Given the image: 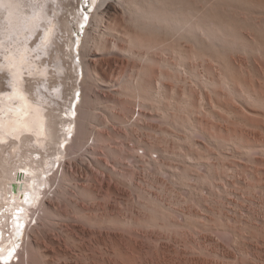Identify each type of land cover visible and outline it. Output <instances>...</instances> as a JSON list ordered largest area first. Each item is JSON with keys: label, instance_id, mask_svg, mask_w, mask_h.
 <instances>
[{"label": "bare ground", "instance_id": "6f19581e", "mask_svg": "<svg viewBox=\"0 0 264 264\" xmlns=\"http://www.w3.org/2000/svg\"><path fill=\"white\" fill-rule=\"evenodd\" d=\"M65 1H68L69 5L72 6L70 11L75 15L77 26L74 32L77 35L80 30L85 27V20L89 19L83 10V5L89 0ZM93 3L95 5V12L92 18L89 19V23H91L93 27L90 30H86V38L81 50L76 55L72 51L71 54L67 55L68 58L65 56L62 60L60 59L61 61L59 60L60 63L57 64V68L55 67L56 64L52 66L56 68L54 70L55 72H50V74L53 73L52 76L55 78L54 74H58V72L61 71L64 76L63 79L68 81V83L69 81L71 83L73 79L75 80L71 99L67 97L68 88L65 87L64 83H61L62 81L59 80L60 84L53 82L52 85L50 83L52 80H49V83L47 80L44 81L47 82L45 83L46 92L56 95L54 97H60L62 93L65 91L67 92L65 96L63 95V100L60 101V103L54 101L55 103L48 102L44 104L45 101L43 100H45V98L42 97L43 95L40 96L44 93L42 91H45L41 90L44 89L39 83L42 81L39 80V82H36L39 84H36L32 82V80L30 81L29 78H31V76L29 78L25 77L28 74L26 71H22L24 69L21 65L24 64L29 68L28 71L33 73L36 72L34 70H37L34 68L38 67L37 65L35 66V59H27L28 54H26V52H32V46L28 43L29 41L27 43L30 46L27 45L26 40H22L23 38L21 39L22 41L19 39L17 43L12 42L11 49L9 48L8 50V48H6L8 53L3 52L6 57V60L3 59V62L5 60L6 62L4 63H6L12 71L6 68L7 66L4 64H1V69L5 68L6 71L9 69L12 72L10 73L12 74V79L11 82L8 81L9 87L6 86V88L3 87L4 83L0 82V92L3 93L0 95V264H6L9 263V261H11V264H15L14 256H17V262L31 264V258H33L32 254L35 251L39 256H45L42 251V244L48 238V229H51L48 228V226L50 225L51 227V225L54 226L58 224L61 219H69L72 216L75 218L72 214V216H70V212L69 214H65L56 209L59 202H62L65 198H69L68 195L71 194L73 188L79 193V196L77 195L78 198L83 195V198L87 201L86 208L91 206L90 209L95 213H90V215H88L82 214L77 210L76 213H79L80 217H78V215L75 216L84 219L89 222V224L95 225L98 223L99 225H103L101 227L105 228L103 229L105 231L102 233L97 230L88 231V235L85 233L87 239L84 241L86 242H75L83 258L86 260V264H114L119 258L127 260L130 256L126 251L128 245L132 243V246L134 242L135 244L136 242L141 243L142 236H144L142 235L141 228L145 230L144 227L146 226H153V224L157 226L161 225L157 220L160 215L156 214L154 216L150 215L151 217H144L140 214L142 210L139 214L130 213L131 216H127L128 209L130 210L129 212H131V207L129 206V202H127V197L130 195H126L125 188H129V191L135 194L136 202L134 204L137 203L139 206L141 204L142 208L143 206L144 208H149L151 204L148 206V204L143 201H146V198H148L152 203L157 202V195L160 193L159 191H161V186L163 184L162 178H160L162 172L165 171L166 173L167 171L168 173L170 170H173L170 174L166 175L169 181L171 179L173 180H171L172 183H177L178 181L176 180L179 178H177L176 174V171L180 170L177 168L179 166L171 162L173 159H171V156L173 157V155H176V152L174 149L168 147L170 144L167 145L168 143H164V145L161 143L162 139L159 135L166 134L164 138L167 136L171 137V139H169L171 141L175 140L172 138L180 135H178V133L176 134V131L168 130V128H160L159 122L162 123V121H165L173 128L179 127L178 124L183 128V125H187L188 122V127L191 130L184 126L183 132H186L184 131L186 128L190 134L192 133L191 131H193L235 152H238L241 147H247L251 150L252 145L250 142L244 140L235 133H225L223 128H220L222 125L220 127L218 126L220 124H217L220 129L219 131L211 134V131L214 129L212 127L213 129L211 128L212 130H209L210 132L208 133V130L206 131V129L201 126V124H207V122L202 121L201 124H198V119H196L193 114L199 113L200 111L196 112V105L193 104L194 107L190 104H192L196 96L192 88H194L193 85L197 81L208 88H212L214 95L218 97L220 103L216 104L218 108H220L219 105L222 104V100H224L223 103H230V101L227 100V98H230L227 97L230 93L232 96H235L236 100H241L240 98L246 95L245 97L249 99L254 97V99L252 98L253 100L256 98L264 101V98L256 91L254 83L248 84L243 81L241 75L243 76L245 74V68L240 69L242 67H239L238 70L239 63L237 62V57H233V55L240 52L249 54L264 52V0H93ZM52 4L53 0H0V35L6 36L5 34L7 33L9 36L11 33L10 31L13 30L17 34L15 36L25 33L26 36L29 35L31 37L41 28L44 29L49 36V30L53 33L56 25V17L52 16L51 19L49 15ZM31 11L34 12V15L31 14ZM252 14H255L254 16H256V14L260 16L256 23H252L254 20L253 18H255ZM245 15L253 16L252 21L246 19ZM261 15H263V17ZM4 18L6 20L5 22L2 20ZM48 19L53 21L49 24ZM248 30L251 33H248ZM39 35H41V32ZM250 35L254 37L251 38L249 37ZM109 36L113 38L109 39ZM26 38H28V36ZM3 39L4 38H2V41ZM6 39L13 38L8 37ZM77 39L76 37L75 41ZM37 40L38 39H36V41ZM76 43H78V41ZM17 48H23L25 52L23 53L19 49V54H17L18 52L16 53L14 51ZM15 53L17 55H15ZM54 58H56V56ZM191 60H196L197 62L201 61L200 63L202 64L203 71L198 72L197 69H195L197 64L193 66L194 64ZM211 62H214L213 64L216 63L215 65L221 69L219 73L214 74L210 70ZM151 63L158 67L155 65V67L152 66ZM32 65L34 67H32ZM51 65H54V61ZM148 65L151 66L149 67ZM3 66L5 67L3 68ZM128 68H133V72L128 70V73L131 72L129 75L127 72H125L126 75H116L118 73L117 70H119L121 74L122 71H127ZM80 69L82 71H80ZM243 70L245 72H243ZM41 71L42 70H38V73ZM42 72L41 74L44 75L45 72L47 73L49 71L44 70ZM240 72L244 74L242 73L240 75ZM59 77H56L57 82ZM243 77L245 78L246 76ZM70 78L72 79L69 80ZM79 78L82 79L78 82ZM84 78L88 79V83L85 82ZM33 79L36 80L35 77ZM170 81H176V83L178 81L179 84L182 83L186 88L191 90L187 98L185 97L188 92V89L185 90L186 88L183 93V95L186 93L185 96L182 95L184 90L181 93L176 91L180 95L176 92L174 95V91L170 92V89L168 92V87L171 86L169 83ZM251 82H253L252 79ZM60 86L62 87L60 88ZM182 86L179 85L177 88ZM98 87L104 89L114 88V90L111 89L114 95H103V100L107 103L111 102V104L116 106L118 109L116 114L109 112L110 110L108 111L105 108L98 113H96L95 110L94 112L92 111L91 106L98 101V95H101ZM174 87L172 86V88ZM239 87H243V89L241 88V90ZM69 89L71 90V86ZM76 90H80L81 92L80 104L76 103V99L79 100L80 98ZM225 90L229 91V93L227 94ZM46 92L45 95H48ZM70 93L68 96H70ZM181 95L183 98L185 97L187 99L186 101L184 98L185 102L192 99L193 101L190 104H185L183 103L184 100ZM201 97L203 100H206L208 99V94L201 92ZM244 98H242V100H244ZM41 99L43 100L41 101ZM236 100L233 101L236 102ZM181 102L186 105L185 108L188 107L187 109H189L191 107V110L187 112L188 116L183 114L185 111L180 113L182 108L181 105H183ZM132 103L135 105V108L138 107L137 116H135L137 110L135 109L132 111ZM260 103L259 101V105ZM104 105L106 106V104ZM236 106H234V108ZM231 107L233 106L230 105L229 109H232ZM225 109L228 110L227 108ZM183 110L184 109H182V111ZM229 112H231V110ZM205 113L207 114V112ZM218 113L219 112H216L214 115ZM234 113L232 114L234 115ZM181 115H183L182 117H188L189 120L187 119L188 121L185 122L182 120ZM207 116L205 115V117ZM228 116L230 115H227V117ZM88 120L91 122L89 123ZM111 122L117 124L119 129L110 127ZM91 123L92 125L90 128ZM213 125H215V123ZM100 127L110 128L109 132H104V129L100 131ZM182 128H179V130H182ZM145 129L150 130L152 134L148 133L150 131L145 133V131H143ZM90 133L91 136L87 137ZM147 136L151 140H149ZM190 137L191 136H189V138ZM90 140H92V143L87 145ZM113 140H116L113 143L115 146L117 143L118 146H121L122 149L120 146L119 148L122 152H126L125 156H121L122 153L119 154L117 152L111 143ZM166 140L165 142H167ZM97 141L98 145L96 143ZM189 141L193 142V140ZM118 146H116V148ZM194 146L196 145H193V147ZM99 147L101 152L98 153L97 150ZM172 147L174 148V146ZM195 150L182 152V155L179 153L180 158L183 156V159L186 158L189 161H193L196 165L198 163L200 166H209L205 161H202V154L198 156L197 151V154L194 152ZM199 150L200 149H198V151ZM100 153L102 155L103 153L108 154V156L111 154L113 159H115L114 165L112 166L105 163L103 161L104 159L102 160L100 158ZM115 154L120 155V158H125L123 160L127 162L119 160L128 163L123 164L126 165V167L127 165L132 167L135 166L136 168L134 167V169L136 170L134 171L137 174L138 172L140 174H147V176L150 174V179H152V181L146 177L150 183L147 184V182L141 178L142 181L139 178L140 175L138 177L140 180H138L142 181L141 183L144 184L146 182L145 185L154 189V192L155 190L158 191V194L154 195L156 193L144 188V185L141 186L137 183L136 178L134 180V175L136 174H134L135 172L133 170H131L134 172V175L132 174L133 179H131V176L130 181L127 179V176H125V174L131 172L129 169L127 173L123 172L125 170L119 171L120 169L118 172L117 169L122 162L120 163V161L117 160L118 158ZM166 154L171 155V160L169 159L171 163L169 161L166 163L164 157L162 160V156H168ZM213 155L214 154H212V156ZM206 158L207 157H205V160ZM2 161L4 164H1ZM126 167L124 166V168ZM205 168L207 169L208 167ZM165 169H169V171ZM49 172H53L54 174L52 175ZM179 172H181V170ZM191 173L192 171L189 172L188 170L185 174L181 172V175H186L190 178L193 177L195 180H201L205 176L202 177L201 174ZM118 175L120 177H118ZM124 176L126 178H124ZM137 176L138 175H136V177ZM178 176H180V174ZM205 180L208 179H204V182L207 183ZM204 185L206 184L204 183ZM47 186H49V189ZM187 186L186 184V187ZM129 191L126 192L129 194ZM198 192L200 193L199 190ZM125 195L127 196L126 198ZM199 197L202 196L199 194ZM199 197L197 198L199 199ZM71 203L72 202H70V204ZM158 203L161 204L160 200ZM102 207L104 208V213L98 214L101 212L100 209H102ZM140 209H138V211ZM95 210L100 211H97L98 213L96 214ZM183 212H186V210ZM33 220L35 221L34 223H32ZM75 220L77 221V219ZM25 223H27L26 237L20 242L21 228ZM130 225H134L136 229L138 228V231L134 230L135 237L133 238V233L130 234L131 236L128 234L130 230L127 228H129ZM178 225L181 224L178 223ZM68 226L71 227V225ZM75 228L74 226L73 229ZM68 233L69 236L70 232L68 231ZM69 237H71V235ZM72 238L74 237H71V239ZM51 239L48 238L50 241ZM67 240H69V238ZM59 243H56L57 246H59ZM135 244L134 246L136 248ZM125 247H127V249H125ZM54 249L56 248L54 247ZM139 250L138 248V252ZM163 257L165 256L163 255ZM65 260L67 259L65 258ZM68 260L71 261V259Z\"/></svg>", "mask_w": 264, "mask_h": 264}, {"label": "rangeland", "instance_id": "374dc122", "mask_svg": "<svg viewBox=\"0 0 264 264\" xmlns=\"http://www.w3.org/2000/svg\"><path fill=\"white\" fill-rule=\"evenodd\" d=\"M71 8H72V6L69 5L68 1L53 0V4L51 5L49 15H50L51 19H52V16L56 17V25H55V31H53V33H51V31L49 30V36H48L47 32H45L44 29H41V28H40L41 30L39 29L35 33V35H33V36L30 37L29 35H27L29 39L26 38L27 36L25 35V33H23V35L18 34V36H15L17 34L13 30L12 31L8 30L11 32L9 36L7 33L5 34L6 36L0 35L1 36L0 37L1 38L0 39V41H1L0 42V46H1L0 47V59H1L0 82L4 83L3 84L4 88H6V86L9 87L8 81L11 82V79H12V77H11L12 74H10V73H12L11 72L12 70L7 66L6 63H4V62H6L5 61L6 57L4 54L6 52L8 53L6 48H8V50H9V48L11 49L12 44L17 43L20 39V41L26 40V43L29 41L28 43L32 46V49H31L32 52L29 53L27 51L26 54H28L27 55V59L29 58L28 60L35 59V66L36 65L38 66L37 68H34V69H37V70H34V71H36V72H34L36 74L28 71L29 68H27L25 66V64L21 65V66H23V69H24L22 71H26V73H28L25 77L29 78L31 76V78H29L30 81L32 80V82H35V83L39 82V80L42 81V82H39L40 86L42 88H44L41 90H45V91H42L44 93H42L40 96L43 95L42 97H44L45 100H43L44 99L43 98V99H41V101L42 100L45 101L44 104H46L48 102L53 103L54 101H56L57 103H60V101L63 100L62 99L63 95L65 96V93L67 91H68V95L70 92H71L70 96L72 95V89L74 87V81L75 80L74 79L71 80L72 78H70L69 80H71L72 82L70 83V81H69V83H70L69 84L68 81L63 79L64 76H63L61 71H59L58 74L56 73L57 76H56V74H54L55 78H53V76H52L53 73L50 74V72H55L54 70L57 68V64L60 63V61L63 59V57L64 58H65V56L67 57V55L71 54L72 51L76 55L81 50L83 42L86 38V30H90L93 27V26H91V23H89V19L92 18L93 14L95 12V5L93 3V0H89L88 2H86L83 5V10L85 11V14L87 15V17H89V19L85 20V23H84L85 27L83 29H81L79 34H77V35L74 32L75 28L77 26V22L75 21V15H73L70 11ZM31 14L34 15V12L31 11ZM252 15L254 16L255 14H252ZM245 16L244 17L246 19H248V20L250 19V21H252L253 16H248V15H245ZM261 16L263 17V15H261ZM254 17L255 18L257 17V18L256 19L253 18L254 20L252 21V23H256L257 19H259L260 16H258L256 14V16H254ZM2 20H3V22L6 21L5 18ZM48 20H49V24L53 21L50 19H48ZM39 31L41 32V35H39L40 34ZM248 33H251V32H249V30H248ZM8 37H11L13 39L15 37V39L14 40L13 39H6ZM71 37H72V39H71ZM76 37L78 39L75 41ZM249 37L253 38L254 36L250 35ZM2 38H4L3 41H2ZM112 38H113L112 36H109V39H112ZM36 39H38V40L36 41ZM14 41H16V42H14ZM77 41H78V43H76ZM8 42H10V43H8ZM28 43H27V45H28ZM8 44H9V46H8ZM4 45L7 47H5ZM30 45H28V46H30ZM3 46L5 47V49ZM19 49L21 52H23V53L25 52L23 48H17L15 50L14 49L13 50L16 53L18 52L17 54H19ZM21 49H23V50H21ZM3 52H5V53H3ZM16 53H15V55H17ZM240 53L233 55V57L234 58L237 57V62L239 63L238 70H239V67H242L240 69L245 68L246 72L243 70V72H245V74L242 72L244 74L243 76H246L245 78L241 75L242 73L240 72V75H241L243 81L245 83H248V84L254 83V87H256V91L259 92L258 94L264 98V52L263 53L262 52H254V53H251L252 55L249 53H244V52H242L240 55ZM245 54H247V55H245ZM253 54H255V55H253ZM55 56H56V58H54ZM53 58H54V60H53ZM3 59H5L4 62H3ZM238 59H240V60H238ZM53 61H54V65H51L53 63ZM57 61H58V63H57ZM194 61L191 60V62L194 65L191 62L190 63L193 66H195L197 64L195 66V69H197L198 72H202L203 68H202V64L200 63L201 61H199V62H197L196 60H194ZM49 63H51V64H49ZM213 63L214 62L210 63L211 64L210 70L214 74H217L220 72L221 69L218 68L217 65H215L216 63L215 64H213ZM1 64L2 65L4 64L5 66H7L6 68H9L11 71L9 69H7V71H6L4 68L5 66H3L4 69H1L2 68ZM55 64H56V66H55ZM154 65L155 64H152V66H154ZM24 66L27 70L24 68ZM39 66H40V69H39ZM52 66H55L56 68L52 67ZM155 66L158 67L157 65H155ZM32 67H34V66L32 65ZM46 67L48 68V70ZM196 67H198V68H196ZM38 70H42V71L46 70L49 72H47V73L45 72L44 75H42L43 72L41 71L42 74H41V72L38 73ZM128 70L129 71L131 70V72H133L132 71L133 68L132 69L128 68L127 71L126 70L124 72L122 71L121 74H120V71L117 70L118 73L116 75H118V74L124 75L125 72H127V74L129 75V73H131V72L128 73ZM80 71H82V70L80 69ZM26 73H24V74H26ZM5 75L9 76L10 78L6 77ZM34 77L36 78L37 81L35 79H33ZM56 77L60 78V79L58 78V82L56 81V79H57ZM81 79L82 78H79L78 82L81 81ZM84 79H85V82L88 83V79H86V78H84ZM251 79L253 82H251ZM33 80H35V81H33ZM49 80L50 81L52 80V82H50ZM59 80L62 81L61 83L65 84V87H67L68 90L65 91L64 93H62L60 95V97H58V96L54 97L56 95L49 93V92H46V89H45L46 84L45 83L50 82L52 84L53 82H56V83L60 84ZM44 81H47V82H44ZM39 83H36V84H39ZM169 83L171 86L169 85L170 87H168L167 91L169 92V89H170V92L174 91L173 92L174 95L177 92L181 93L186 88L185 85H183L181 82H180L181 84H179L178 81H177V83H176V81H170ZM178 84L181 86L183 85V86L180 88L179 87L177 88V86H179ZM67 85H69V86H67ZM195 85H197V86H195ZM70 86H71V90L69 89ZM172 86L173 87L175 86V87L172 88ZM193 86H194V88H192V90L196 93L194 101H193V99L188 100V102H189L188 103V102H185V100H184V98L185 97L187 98V96L189 95L188 94V93H190L189 91H191L188 88L185 89V90L188 89L187 95H186V93H185L186 96L183 95V93L185 92V90H184L182 92V95L185 97L183 98L182 95H181V97L183 98L184 101L183 100L182 101L185 104H190L193 101L192 104H190V105H192V106L196 105V107L194 106L195 109H197L196 112L200 111L199 113L197 112V113L193 114V116L196 119H198V124L199 123L201 124L202 121H206L207 124H205L203 122L204 124H201V126L204 129H206V131L208 130L207 131L208 133L214 128L215 130L213 129V131H211L212 132L211 134H214V132L219 131L220 130L219 127L222 125L220 128H223L225 133H231V134L235 133V134L241 136L244 140L250 142V144L252 145L251 150H250V148H247V147H243V148L241 147L240 148L241 150L239 149L238 152H235L234 150H232L228 147H223L218 142L216 143V141L215 142L211 141L207 137L205 138L204 136H202L200 134H196L193 131H191L192 132L191 133L192 135H191L190 132L188 133V131L186 130V128L188 127V124H189L187 121L189 119H188V117L184 116L186 118L185 119L184 117H182L183 115H181L182 120L187 122V125L185 123H184L185 125H183V128H184V126H186V128L184 129V131H186V132H183V128L180 127V124H178L179 127L173 128L172 126L167 124L165 121H162L163 124L161 122H159L161 124V126H163V127H161L159 124L160 128H162V129L168 128V130H171L174 132L176 131L175 133L176 134L178 133V135H180V136H177L175 138H172V139H175L174 140L175 142L173 140L172 141L169 140V139H171V137H168V136H167L168 139H167V137H165L167 139L166 140L164 138V136L166 134L165 135H161V134L159 135V137L162 139L161 143H163V144L168 143L167 145L170 144V146H168V147L171 149H174L176 152V155H173V157L171 155H168V154H166L168 156H165V155L162 156V160L164 157V160L166 161V163H168L167 161L170 162V160L173 158L172 159L173 161L171 160L172 164L174 162V164L179 166L177 168H179L181 170V172L184 174L187 173L189 170V172L192 171L191 174L198 173V174H201L202 177L205 175L203 178L201 177L202 181L200 179L199 180L196 179L197 183H198L197 184L195 178H193L192 175H191L192 178L187 177L186 175L182 176L181 172H179L180 171L179 170V171H176L177 172L176 173L177 178L178 177L179 178H178V180H176L178 182L177 183L175 182L176 183L175 184L174 182L172 183V181H173L172 179H171L172 181L170 180L171 181L170 182L169 179H167V177H166V175L170 174V172H172L173 170L169 171V169H165V170H168L169 172L167 173V171H166V173H165V171H163L164 173L162 172V174L160 175V178H162L161 180L163 181L162 182L163 184L161 183L162 188H161V191H159L160 192L159 194L157 193L158 191L155 190V192H154V189H151L149 186L145 185L146 182H147V184L150 183L149 180L152 181V179H150L151 178L150 174H148V176H147V174L146 175L140 174L138 171H137L138 172V174H137L134 171V170H136V169H134L135 166L132 167L130 165H127V167H130V168H127L126 165H123V164H128V163H124L126 160L124 161L123 159H125V158L124 157L120 158V155L115 154V155H117L118 161H120V160L124 161V162L120 161V163L122 162V164L119 165L117 171L120 169L119 171L125 170L123 172L127 173L129 170L130 171L133 170L135 173L132 171H131L132 173L131 172L129 174L127 173L129 175V178H128V175L125 174V176H127V179L129 181L131 179H133L132 174L134 173V174L138 175L136 177V175L133 174L134 180L136 178L137 183H139L141 186L144 185L143 186L144 188L151 190L154 193H156V194H154L152 192L154 195L158 194L157 195L158 199H157L156 203H152V201H149L148 198H146L147 199L146 201H143V202H146L148 204V206L151 204V206H149V208L145 207L146 208L145 209L144 206H143V208L141 207V204H140V206L137 203L134 204L136 202L135 194L132 191H129V188L128 189L125 188L126 189L125 190L126 195L127 196L130 195L129 197H127L125 195V198L126 197L128 198L127 202H129V206L131 207V212H129L130 210L128 209L127 216H131L132 213L139 214V212H141V210L143 213L141 212L140 214H142L141 216H144V217H149L150 215L154 216L157 214L160 216H158V218L157 217L156 218L160 222V225L161 226L163 225V226L161 227V226H157V225L153 224L154 227L152 225H151L152 227L146 226V227H144L145 230H143V228H141L142 229L141 230L142 235H144L146 238L144 236H142L141 243L136 242V244H135V242H134V244L136 245V248H135L134 244L131 246L132 243L128 245V249H127V247H125V249H127L126 251H127L128 255H130L131 257L129 256V258H127V260L124 259L125 261L123 259L119 258L116 260V262L114 264H126L127 262H128L127 264H264V146H263V144H264V101L256 99V98H255V100H256L255 101V100H253L254 97H252L253 99L250 98V99H252V100H250L248 97H245L246 95L242 97V98L245 97L244 100H242V98H240V97L239 98L241 100H239V99L236 100L235 96H232L231 93L228 94L229 91L225 90L227 92V94L229 95L227 97H230V98H227V100H229L230 103H226V102L223 103L224 100H222V104H223V109H222V104L219 105L220 108H218L217 107L218 105H216V104H220V103H219L218 97H216L214 95L212 88L206 87L204 84L200 83L199 81L195 82ZM61 87L62 86H60V88ZM243 87H239V88L243 89ZM111 89L114 90V88H111ZM111 89H104V88L98 87V90L101 92V95H98V101H96L93 104V106H91L93 112H94V110L96 111V113L101 112V111H103L104 108L107 109L108 111L110 110L109 112H112L113 114L114 113L116 114V112H118V109L116 108V106L111 104V102H109L110 103L109 104L107 102H104V100H103V95H106V94L107 95H114V92ZM76 91H77L76 93L80 95L79 100L76 99V103L80 104L81 92H80V90H76ZM45 92L48 93V95H45ZM201 92L207 93L208 99L203 100L201 97ZM2 94L3 93L0 92V95H2ZM177 94H179V93H177ZM68 95H67V97H69L71 99L72 96L70 97ZM171 95H172V93H171ZM57 98H59V99H57ZM247 98H248V100H247ZM55 99H57V100H55ZM233 100L234 101L236 100V102H234ZM258 100L261 102L260 105H259ZM186 101H187V99H186ZM229 101H227V102H229ZM248 101H250V102H248ZM253 101H255V102H253ZM220 102H221V99H220ZM183 103L181 102V104H183ZM104 104H106V106ZM103 105H104V107H103ZM183 105H181L182 108H181L180 113H183L185 111V113H183V114L188 116L187 112L191 110V107L188 105L190 108L187 109L188 107L185 108L186 105H184V106ZM211 105H212V107H211ZM230 105L233 106V107H231L232 109H229ZM234 106H236V107L234 108ZM131 108H132V111H134L135 109L137 110V113L135 115V116H137L138 115V107L135 108V105L132 103ZM199 108L202 110H200ZM225 108H227L228 110H226ZM237 108H238V110H237ZM182 109H184V110L182 111ZM185 109H187V110H185ZM230 110H231V112H229ZM226 111H227V113H226ZM233 111L236 112L237 114L234 113ZM205 112H207L208 116H210L212 114L211 116L213 119L211 118V116L208 117ZM216 112H219L217 114L218 116L216 114H215L216 116L214 115V113H216ZM232 113H234V115ZM204 114L207 117H205ZM227 115H230V116L227 117ZM201 116H202V119H201ZM218 117L220 118V120ZM216 118H218V119H216ZM199 120H200V122H199ZM88 122L90 123L91 121L88 120ZM146 122H148V121H146ZM183 122H182V124H183ZM213 122L215 123L216 126L213 125L214 124ZM112 123L113 122L110 123V127H113L115 129H119V126L117 124H114V123L112 124ZM217 124H220V125H218L219 127L217 126ZM91 125H92V123L90 124V128H91ZM88 126H89V124H88ZM207 126L208 127L210 126V127L208 128ZM116 127H118V128H116ZM100 128H101L100 131H102V129H104L103 131L107 132V133L109 132V129H110L107 127H100ZM179 128H182V130L181 129L179 130ZM143 131H145V133H147L150 130L145 129ZM148 133L152 134L151 131ZM182 134H184L185 136ZM187 134H190V135H187ZM89 136H91V133L88 134L87 137H89ZM181 136H183V137H181ZM189 136H191V137L189 138ZM201 136H202V138H201ZM147 138H148V136H147ZM149 140H151V139H149ZM165 140L167 142H165ZM189 140H193V142L189 141ZM115 141L113 140V142H111L112 145L115 147V149L117 150V152L119 154L120 153L124 154V155L121 154V156H125L126 152H122L121 146L119 145L121 148L120 149L117 143H116V146H118L117 148H116L115 144H113ZM118 141H119V139H118ZM187 141L189 142V144L191 142L192 143L189 145ZM177 142H178V144H177ZM181 142H182V144H181ZM194 142H196L197 144ZM211 142L212 143L214 142V143L212 144ZM91 143H92V140L88 141L87 145H90ZM96 143L98 145V141ZM171 143H172V145H171ZM192 144L196 145L197 147L196 146L193 147ZM205 144H206V146H205ZM172 146H174V148ZM189 146H190V148H189ZM99 149H100V147L97 150L98 153L101 152V150H99ZM181 149H182V151H181ZM198 149H200V150L198 151ZM188 150H190V151L195 150L194 151L195 153L197 151L198 154L197 153L196 154L198 156H200V154H202L201 155L202 156L201 158H203L202 161H205L207 164H209L210 167L208 165H206L205 167H208L206 169L204 167V165L200 166L198 163L196 165V163L195 162L193 163V161H189L186 158L183 159L184 158L183 156H182L183 158L182 157L180 158L179 153H181V155H182V152L183 153L189 152ZM202 151H204V152H202ZM212 154H214V155L212 156ZM109 155L111 156V154H109ZM107 156H108V154L103 153V155L101 154L100 158L102 160L104 159L103 161L105 163H108L109 165L113 166L115 159H113L112 156L111 157L110 156L107 157ZM170 156H171V159H170ZM205 157H207L206 160H205ZM109 158H110L111 162H110ZM180 162L183 165H181ZM185 163L187 166L185 165ZM1 164H4V162L2 161ZM124 166L127 168V170H126V168H124ZM131 168H133V169H131ZM56 169H57V167H56ZM114 169L116 170L115 166H114ZM49 173L52 175L54 174L53 172L52 173L49 172ZM178 173L180 174V176H178L179 175ZM119 175H118V177H120ZM139 175H140V177H139ZM125 176H124V178H126ZM130 177H131V179H130ZM138 177L140 179L143 178V180L146 181L145 184L141 183L143 180L141 179L142 181H139L140 179ZM146 177H148L149 180ZM182 177H184V178H182ZM186 177H187V180H186ZM204 179H208V180H205V181H207V183L204 182ZM185 181H187V182H185ZM198 181L199 182L201 181L200 184ZM208 181L210 183V187H209ZM204 183L207 186L204 185ZM186 184L189 187L188 186L186 187ZM184 185H185V187H184ZM194 185H195V187H194ZM120 186H122V185H120ZM47 187L49 189V186H47ZM171 189H173V190H171ZM195 189H197V190H195ZM198 190L200 191V193L198 192ZM126 191L127 192L129 191V194ZM170 191H171V193H170ZM203 191H204V193H203ZM197 192H198V194H197ZM78 194L79 193L73 188V190L71 191V194L68 195L69 198L68 199L65 198V200L63 199L62 202H59L57 204L56 209L58 211L63 212L65 214H69V212H70V216L74 215L75 218H73V216H72L71 218H69L70 220L69 219H61L60 221L57 220V221H59L58 224H56L54 226L51 225V227H50V225L48 226V228H51V229H48L47 237L49 239H51V238L52 239L50 241L47 238V240L45 242H43V244H42V251H43L45 256L41 257L35 251L36 253L34 252L32 254L33 258H31V260H32L31 264H45V263L46 264H86V260L83 258L82 254L80 253V249L77 248V246H76L77 244L75 242H77V241L86 242V241H84L87 239L85 237L86 234L88 235L89 232H91L92 230H97L98 232L102 233L105 231V230H103L105 228L101 227L103 225H99L98 223H96L95 225H92V224H89V222L85 221L84 219L78 218L80 216H79V213H76L77 210L79 212H81L82 214H88V215H90V213L95 214L94 211H92V209H90L91 206L88 207L89 210H88V208H86L87 201H85V198H83V195L80 194L81 196L78 198V196H79ZM199 194L202 197H199ZM206 194H207V196H206ZM197 197H199V199ZM159 200H160L161 204L158 203ZM70 202H72L74 204L71 203L72 204V206H71ZM88 205H89V203H88ZM152 206H153V208H152ZM156 208H158V209H156ZM138 209H140V210L138 211ZM100 210H101V212L98 213L97 211H100ZM100 210H95L96 214L97 213L98 214L104 213L103 207ZM184 210H186L187 214H186V212H183ZM90 211H92V212H90ZM136 211H138V212H136ZM190 211H192V212H190ZM155 212H157V213H155ZM182 212L184 213V215ZM158 213H161V214H158ZM180 214H182V215H180ZM75 215L76 216L78 215V217H76ZM75 219H77V221ZM34 222L35 221L33 220L32 223H34ZM67 222H69V223H67ZM173 222L176 224H174ZM178 223L181 225H178ZM26 224L27 223H25L24 226L21 228V236H20L21 241L20 242H22L24 240V238L26 237V234H25L27 231V228H26L27 225ZM60 225H61V227H60ZM68 225H71V227ZM182 225L185 227V229ZM55 226H57V227H55ZM58 226H59V228H58ZM74 226L76 227L75 229H73ZM69 228H70V230H69ZM87 228H88V230H87ZM56 229H58V230H56ZM127 229L130 230V232L128 234L130 235L133 233L132 238L135 237L134 236V230H137L138 228L136 229V227H134V225L133 226L130 225L129 228H127ZM68 231L70 232L71 237H74V238L71 239V237H69L70 235L68 236V234H69ZM152 231H153V233H152ZM136 234H137V232H136ZM148 235H150V236H148ZM80 236H81V238H80ZM68 238H69V240H67ZM77 238H78V240H77ZM60 240L62 241V243ZM55 241H56V243L60 242L58 244L59 246H57ZM71 243L72 244L74 243L73 246ZM137 245H138V248L140 249L139 252H138ZM53 246L56 249L57 248L58 249L57 250L54 249ZM52 247H53L54 251H56V252L53 251ZM63 250H66L68 252L63 251ZM64 253H66L67 255ZM138 253H139V255H138ZM60 255H62V256H60ZM163 255L165 257H163ZM65 258L67 260H65ZM163 258L165 261L163 260ZM68 259H71V261H69ZM14 261L16 262L15 264H17V263L22 264L21 262H17V256H14ZM118 261H120V262H118ZM0 262H1V260H0ZM6 264H11V261H9V263H6Z\"/></svg>", "mask_w": 264, "mask_h": 264}]
</instances>
